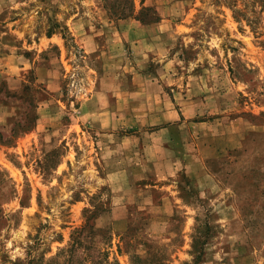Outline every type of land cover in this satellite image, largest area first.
Masks as SVG:
<instances>
[{
  "label": "rangeland",
  "instance_id": "374dc122",
  "mask_svg": "<svg viewBox=\"0 0 264 264\" xmlns=\"http://www.w3.org/2000/svg\"><path fill=\"white\" fill-rule=\"evenodd\" d=\"M0 264H264V0H0Z\"/></svg>",
  "mask_w": 264,
  "mask_h": 264
}]
</instances>
